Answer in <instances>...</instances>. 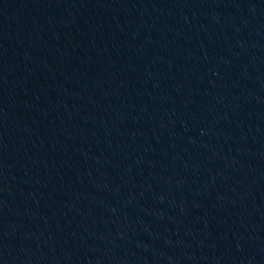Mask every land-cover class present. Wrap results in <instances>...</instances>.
Wrapping results in <instances>:
<instances>
[{"label": "water", "instance_id": "1", "mask_svg": "<svg viewBox=\"0 0 264 264\" xmlns=\"http://www.w3.org/2000/svg\"><path fill=\"white\" fill-rule=\"evenodd\" d=\"M0 264H264V0H0Z\"/></svg>", "mask_w": 264, "mask_h": 264}]
</instances>
